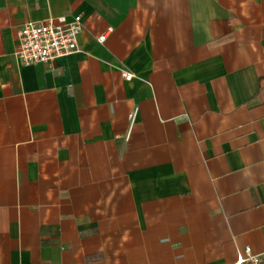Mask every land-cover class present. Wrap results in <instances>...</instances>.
<instances>
[{"label":"crops","instance_id":"crops-1","mask_svg":"<svg viewBox=\"0 0 264 264\" xmlns=\"http://www.w3.org/2000/svg\"><path fill=\"white\" fill-rule=\"evenodd\" d=\"M75 16L77 53L14 56L22 24ZM244 247L264 252V0H0V264Z\"/></svg>","mask_w":264,"mask_h":264},{"label":"built area","instance_id":"built-area-1","mask_svg":"<svg viewBox=\"0 0 264 264\" xmlns=\"http://www.w3.org/2000/svg\"><path fill=\"white\" fill-rule=\"evenodd\" d=\"M82 26L80 16H75L69 22L63 17L49 18L41 23L27 21L17 30L18 46L14 56L27 67L43 63L52 65L59 58L79 51L77 38ZM103 40V36H100L98 43ZM122 76L125 81L132 78L129 73H123ZM128 119L131 123L133 114ZM230 264H264V252L254 253L249 247H244Z\"/></svg>","mask_w":264,"mask_h":264}]
</instances>
